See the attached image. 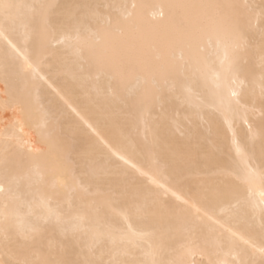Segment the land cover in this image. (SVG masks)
Here are the masks:
<instances>
[{"label": "bare ground", "instance_id": "bare-ground-1", "mask_svg": "<svg viewBox=\"0 0 264 264\" xmlns=\"http://www.w3.org/2000/svg\"><path fill=\"white\" fill-rule=\"evenodd\" d=\"M4 3L19 5L13 10L15 21L7 25L0 16V153L7 147L12 153L22 157V173L34 169L39 163L42 171L36 174L32 185L25 183L21 192L19 215L25 227L29 214L27 202L38 204L41 192L37 191L41 184L40 176L46 179L45 191L51 193L52 175L45 162L55 154L57 141L64 137L74 139L87 153L89 167L86 171L76 173L77 205L72 204L70 194H65L61 201L60 214L67 213L74 207L71 215L78 218L69 229L79 227L82 231L78 239L86 246L92 235L105 234L109 230L125 242L113 247L108 240L104 247L96 252L97 258L107 261L118 257L128 264H152L153 260L184 259L186 264H208L207 251L189 250L188 238L184 222L172 221L168 217L172 209L182 210V216L203 217L206 230L215 235L224 234L235 238L241 247L245 241L254 244L257 251L254 259L258 262V249L264 247L261 238V224L264 223V182L259 176V160L254 162L257 175L252 181V198L242 214L223 211L228 202L235 203V192L225 193L223 201L206 196L209 186L221 181L214 177L210 165L205 162L204 151L200 146L216 145L223 149L230 145L232 132L237 139L245 137L247 125L237 120L229 131L223 116L215 113L216 104L213 99V76L219 70V63L211 49L199 53L201 69L205 77L200 86L193 90L191 97H182L181 101L168 109L169 130L165 139L157 140L155 126L158 112L149 105L129 110V96L137 95L128 83L134 76L126 79L110 78L99 73L88 57L77 58L76 36L73 34L69 43L55 48L47 46L37 48L31 39L33 29L39 20L40 9L32 6L42 4L57 5H100L99 9L87 10L94 13L91 30L103 28L109 19L123 21L122 13L133 12V21L139 22L150 42L159 45L165 37L170 36L180 23L181 10L165 9V16L155 19L153 8L140 7L155 4H221V5H253L252 23L255 31L249 54L250 64L254 69V87L259 94L264 75V51L259 29L261 0H3ZM138 7L132 9V5ZM112 6V7H105ZM127 6V7H123ZM227 11V10H226ZM36 17V22L33 17ZM6 29V30H5ZM7 37V39H5ZM81 40L86 37H81ZM16 46L19 53L12 50ZM167 56L178 58L181 53L187 58L188 51L183 46L175 45L163 49ZM19 54L27 56L33 64L34 72L21 78L16 72ZM16 58L15 60L13 58ZM7 61V68L5 63ZM178 81L169 77L161 80L160 87L165 91L177 88ZM179 95V93H176ZM25 114L22 115V104ZM257 111L253 120H257ZM251 122V121H250ZM189 124L198 129L197 138L185 134ZM22 129V131H21ZM257 147L259 138L257 137ZM40 150L43 155H37ZM29 153H31L29 155ZM235 157V151L232 152ZM123 157V159H121ZM190 161V162H189ZM179 172V176L177 175ZM83 176L81 185L80 177ZM101 178L99 182L92 177ZM2 178V177H0ZM163 185V188L159 187ZM87 191H77L79 188ZM120 189L122 195L113 198L110 190ZM165 189L167 192L165 193ZM59 191L64 193V189ZM35 199H33V195ZM180 199H177V198ZM182 201H188L183 204ZM4 197L0 196V220L4 211ZM139 204V213H129V207ZM57 211L55 201L50 205ZM12 209L10 208V211ZM211 219H208V218ZM155 225L157 237L175 238L177 251L169 254V250H160L159 243L145 239L135 243L136 236L145 230L144 219ZM151 231L152 229H148ZM181 237H184L181 239ZM133 243L129 244L128 241ZM58 239H53L56 247ZM3 250L0 249V254ZM6 258V257H5Z\"/></svg>", "mask_w": 264, "mask_h": 264}, {"label": "snow or ice", "instance_id": "snow-or-ice-1", "mask_svg": "<svg viewBox=\"0 0 264 264\" xmlns=\"http://www.w3.org/2000/svg\"><path fill=\"white\" fill-rule=\"evenodd\" d=\"M19 7L0 0V16L3 17L5 25L15 21L13 10ZM32 7L41 10L38 14V23L31 35L32 42L37 48L44 46L55 48L69 43L75 34L77 58L88 57L99 73L110 78L123 80L129 76L135 77L134 81H128L137 93V95L130 94L128 98L129 110L134 111L149 105L151 110L158 112L155 126L157 140L168 136V109L179 103L182 97H191L193 90L200 86L205 74L201 69L199 53L211 49L219 63V70L212 78L213 99L216 104L213 115L219 113L223 116L229 131L234 128L237 120H241L247 125V133L245 137L237 139L236 133L232 132L230 145L223 149L214 144L198 148V151L206 153L204 159L210 165L212 175L221 181L217 185L209 186L205 195L223 201L225 193L235 192V203L228 202L226 208L222 210L237 215L246 211L253 195L251 185L257 175V168L254 166L257 160H259V176L264 182V86L257 94L254 87V69L249 59L255 34L252 13L249 10L256 6L163 3L142 5L140 7L158 10L152 13L153 19L157 15L163 18L165 9L182 11L180 23L159 45L150 42L142 25L133 21V12L122 13L123 21L128 22L126 26L119 18L115 22L109 19L103 28L92 31L91 20L94 13L87 10L99 9L100 5L42 4ZM131 7L136 9L138 6L133 4ZM33 21L36 22L35 16ZM256 28L259 29L261 40L264 41V0H261ZM2 34L3 32L0 31V35ZM81 37L86 39L81 40ZM8 43L14 52L19 53L11 41ZM175 45L187 49V58L183 52L178 58L166 55L163 49ZM19 57L15 70L21 78H26L29 73L34 72L33 64L29 62L27 56L19 54ZM5 67L7 68V61ZM169 77L176 79L179 86L165 91L160 87V83L162 79L166 81ZM261 82L264 85V75L261 77ZM20 102L24 115L22 98ZM257 111L260 112V116L257 120H253ZM185 134L190 138H197L198 129H194L189 124ZM233 150L235 157L232 155ZM54 151L55 154L51 159L45 162L53 177L51 193L45 191L46 178L41 175V184L36 186L37 191L41 192L38 204L27 202L29 208L26 217L29 222L27 227L21 222L18 209L22 197L17 194L21 192L25 183L32 185L36 174L42 171L41 165L38 163L34 169L22 173V157L12 153L7 147L3 153H0V177H2L0 196L5 200L2 220H0V249L3 250L0 254V264H106L103 258L96 257V252L102 249L108 240L112 241L114 248L125 242L124 237L118 239L109 230L105 234L92 235L90 242L82 246L84 241L78 239L82 229L79 227L69 229V226L75 224L78 219L71 215L75 208L70 207L64 214H60L59 209L65 194H70L72 204L77 205V192L73 191V185L76 184V173L88 169V156L70 137L57 141ZM37 155L43 153L37 150ZM177 175L179 176V172ZM92 179L99 182L101 178L93 176ZM83 180L84 177L81 176V185ZM159 187L163 188V185ZM60 188L64 189V193L59 191ZM77 191H87V189L81 187ZM32 195L35 199V195ZM108 195L118 198L122 193L120 189H113ZM261 196L264 197V192ZM53 201L57 204V211H53L50 207ZM182 203L188 204V201ZM141 210V206L135 204L129 207L128 212L139 213ZM171 213L168 217L169 223L174 220L184 222L188 249L207 251L210 257L208 264H264V247L258 249L261 258L257 262L254 259V253L257 251L254 244L245 241V246L241 247L234 233L230 236L222 233L215 235L210 229L206 230L203 217L197 219L182 216L180 209H172ZM143 223L145 230L133 234L136 236L135 243L152 239L159 243L160 250L168 249L169 254L183 250V246L181 249H176L175 245L178 241L175 238L157 237L155 225L151 221L145 218ZM54 238L58 239L55 248L52 246ZM261 238L264 241V223L261 224ZM128 243L131 244L133 241L129 240ZM107 264H128V262L114 257L108 260ZM152 264H186V261L184 259L153 260Z\"/></svg>", "mask_w": 264, "mask_h": 264}]
</instances>
